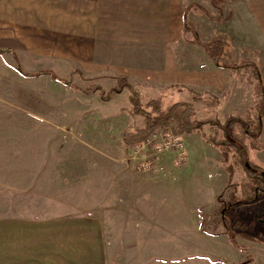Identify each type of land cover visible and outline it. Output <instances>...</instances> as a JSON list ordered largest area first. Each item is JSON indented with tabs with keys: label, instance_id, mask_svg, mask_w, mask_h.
I'll return each mask as SVG.
<instances>
[{
	"label": "rangeland",
	"instance_id": "374dc122",
	"mask_svg": "<svg viewBox=\"0 0 264 264\" xmlns=\"http://www.w3.org/2000/svg\"><path fill=\"white\" fill-rule=\"evenodd\" d=\"M84 2L76 0L74 4L78 6L75 9L77 20L71 34L67 28L60 27L56 37L51 38L53 42L44 36L45 31L37 30L35 25L41 22L30 19L31 10L27 13L28 19L24 20L30 24L24 35L17 37L16 44L10 42L12 34L5 30L4 20L0 18V49L6 50L11 46L15 50L12 49L14 53L3 51L0 54V264H146V260L135 258L132 249L148 242L152 247L160 246L155 242L161 241L132 235V230L125 227L131 220L138 224L137 227L142 222L130 219L128 211L134 205L128 201L116 204L114 194L115 186H120L121 192L123 185L122 194L134 196L141 193L136 189L138 185L148 183H98L102 167L99 159L102 160L104 154L108 165L127 160V168L139 172L135 176L140 178H169L166 182L171 184L163 199L156 200L158 210L162 208L182 219L186 216L184 221L189 225L192 220L188 219V215H195L194 227L198 219L207 233L196 232L200 237L222 235L225 225L220 205L239 201L233 209L224 210L236 231L233 250L240 257V262L249 260L244 264H264V200L254 205L243 203L240 183L246 182L245 172L233 157L224 158L219 147L205 140L206 126L190 134L195 141L190 159L187 151L190 148L188 144V149L185 146L186 137L190 135L178 131L183 136L189 161L187 159L176 166L173 154H169L175 169L169 176L157 172L149 174L151 171L140 172L129 162L131 145L126 147L121 140L122 132L132 125H140L142 120L140 116L132 117L130 114L126 92L113 95L109 101H102L97 94H82L50 74L42 73L51 71L56 78L80 87L93 83L108 89L113 84V75L130 68L132 74L127 76L128 81L147 85L141 87L143 101L161 95L164 108L173 102H190L195 108L194 117L201 120L218 118L223 122L230 115L248 116L255 120L259 106L256 82L248 85L249 75L246 72L235 74L229 71H239L217 66L209 55L198 54L202 50L192 43L197 37L193 31L195 28L199 39H212L214 35L225 44L227 21L235 0L221 2L222 16L217 20H210L198 12L199 17H195L194 24L191 18L181 16L183 29L180 32L184 43L171 44V50L169 43L159 42L161 29L149 27L146 17L154 16V12L140 11L137 27L124 23L121 26L115 19L114 22H105V26L98 23L95 13L90 16V22L83 17L86 14L81 11L86 6ZM210 13L215 14L216 10ZM3 14L0 11V17ZM155 15L156 19L162 18L157 13ZM151 39L157 53L156 62L163 63L164 57L171 51L177 52L179 68L186 69L188 74L185 76L182 73L180 76L184 78H177L178 84L162 86L158 83L160 76L145 73ZM208 46L205 52L211 54L218 51L216 60L221 65L241 62L228 59L225 50L219 52L217 43H214L213 49ZM216 47L218 50H215ZM132 62L143 66L133 71ZM17 64L21 71L40 72L39 76L19 74L15 69ZM165 78L175 80L171 76ZM249 78L252 79L251 76ZM140 80L142 82H135ZM189 91L198 93L201 101L206 100L207 103L193 102ZM210 96L216 105L211 104ZM261 123V131L254 138L240 130H236L235 134L247 147L248 159L257 169L264 171V114ZM159 128L176 129L174 123ZM166 170L169 171V168ZM156 188L155 191L160 190ZM117 194L121 196V193ZM155 199H158L157 196ZM146 201L147 196H143L139 202L143 211L147 209ZM100 204L105 206L100 219L103 235L95 236L91 233L94 222L90 218H99ZM120 206L121 215L114 212ZM254 212L258 214L255 217ZM149 215L154 217L153 213ZM149 221H164V226L169 228L177 227L181 222L175 217L164 220L151 218ZM163 236L170 238L169 233ZM222 248L219 247L220 250ZM165 255L156 256L183 258L179 254ZM201 255L207 258L210 254Z\"/></svg>",
	"mask_w": 264,
	"mask_h": 264
},
{
	"label": "crops",
	"instance_id": "0c3cea01",
	"mask_svg": "<svg viewBox=\"0 0 264 264\" xmlns=\"http://www.w3.org/2000/svg\"><path fill=\"white\" fill-rule=\"evenodd\" d=\"M85 7H82L83 12L86 14L83 15L86 20L90 22V16L95 13V16L98 18V23L105 24L108 21H113L114 19L120 23L122 26L123 23L125 25L135 26L137 27L140 18V11H151L154 12V16H147V20L150 22L149 27L154 29L158 27L161 29L162 37L159 39L160 43H169L170 50L171 46L174 44H179L183 42V36L180 30L183 29V22L181 21V16L191 18L192 22L195 24V17L198 16V12H201V9H208L210 11L214 10L211 6L210 0H84ZM76 0H0V11H3V14L0 18L4 20V28L10 34H12V44H16L17 37H21L24 35V30L30 23L24 22V20L28 19L27 13L29 10L33 12L30 19H35L40 21L41 23L37 26V30L45 31L44 36L49 37L50 39L56 37V31L60 30V27L67 28L71 34L72 29L74 28V22L77 20L75 16V9L78 6H75ZM63 3L67 5H63ZM230 6V4H227ZM231 8V7H230ZM232 14L229 18L228 22V32L226 37V43H221L220 40L216 39L214 35H212V39L208 37L203 41L200 38L203 45L198 44L195 40L192 43L197 44V46L202 50L198 54L209 55L211 59H213L216 55V59H218V51H212L211 54L205 52L204 49H208L209 47L213 49L214 43L219 46L220 51H226V57L228 59H233L237 61H250L258 65L260 75L262 78V83L264 87V0H235L232 4ZM90 15H89V14ZM112 13V15L108 14ZM155 13L162 16L161 19H156ZM205 18V16H204ZM106 22V23H105ZM114 22V21H113ZM91 25V23H89ZM195 33L199 36L197 30H194ZM69 34V33H66ZM153 38V37H152ZM48 40L50 42H53ZM185 41V40H184ZM216 41V42H215ZM44 42L47 40L44 39ZM184 43V42H183ZM149 53L146 55L147 68L146 74L149 76H160L159 84L162 86H167L170 84H178L176 81L177 78H184L180 76L184 73L185 76H188L186 69H180V63H178L177 52L171 51L168 55H166L165 61L163 63L159 62L157 64L156 58L157 53H155V46L153 43V39L150 41ZM172 44V45H171ZM154 46V48H153ZM6 52H11L13 47L8 46ZM14 50V49H13ZM215 50H218L216 47ZM15 51V50H14ZM213 54V55H212ZM181 56L179 55V58ZM162 58V59H164ZM166 58L168 61L166 62ZM133 60H136V57H133ZM168 63V65H166ZM235 63L236 62H230ZM239 63V62H237ZM143 64H138L137 62H132V70L142 67ZM175 67V68H174ZM127 71L118 72L117 74H121L124 76L131 75L130 68ZM134 71V70H133ZM228 71V70H226ZM186 72V73H185ZM231 73L240 74L246 72L248 77V85H254V77L250 73L249 70L245 71H229ZM166 76H171L175 80L172 81L171 78H165ZM128 79V77H127ZM254 79V80H253ZM129 80V79H128ZM246 80H244L245 83ZM135 82H142L135 81ZM188 85V84H184ZM238 85V83L236 84ZM244 87V86H242ZM234 90H237L234 88ZM262 124V123H261ZM190 136L186 137L185 146L187 148V144L190 148L187 150L190 159V152L194 148L193 138ZM171 153H165L162 155L161 167L162 170L155 169L149 174H164L165 176H169L171 171H174V167L171 165L170 155ZM188 159V161H189ZM163 160V161H162ZM121 163H113V165H108L106 154L103 155V159H99V165H102L99 172V181L98 183H148L147 185H138L137 191L141 192L136 195L125 196L122 194L124 190V186H115V203L120 205L123 202L128 201L132 203L133 208L128 211L131 213L130 219L136 218L141 220V227H137L132 223L126 226L131 229L132 235L137 236H146L148 239L156 238L160 239L161 242H155V244H159L160 246L152 247L148 242L147 244L140 245L139 239L138 244L139 248L132 249V254L135 258L139 260H146V264H222L217 262L218 259H221L224 264H239L240 257L237 252L233 250V244L228 240L226 234L224 232L222 235L216 234L213 236H208L206 238L200 237L199 234H207L203 228L201 227L200 221L197 219L196 227L195 225V215L189 214L188 219L190 218L192 222L190 225L184 221L186 216L179 217V215H174L172 212L164 211L162 208L158 210L156 200L163 199V195L166 193V189H168V185L171 183L166 182L169 178H159L156 179L151 176H135V174L139 172H133L130 168H127L129 164L127 160L120 161ZM160 163V161L158 162ZM127 164V165H126ZM169 168V171L166 169ZM171 168V169H170ZM106 186V185H105ZM156 187H159L160 190L155 191ZM106 191H107V187ZM165 189V190H164ZM105 191V200L107 197V193ZM117 193H121V196H118ZM155 193V194H154ZM117 194V195H116ZM143 196H147V201L145 202L147 209L143 211L142 207H140V200ZM157 196L158 199H155ZM100 215L99 218H90L93 223V230L91 233L95 236H102V225H101V212L103 211L104 205L100 204ZM114 212H120L119 214H123L122 206H120L117 210L115 208ZM153 213L154 217L149 214ZM134 214L136 216L134 217ZM127 217V216H126ZM172 217L178 218L181 220L179 226L177 227H165L164 221L162 223L156 222L152 223L149 220L151 218L161 219H171ZM129 218V217H128ZM91 222H89L91 224ZM137 227V229H135ZM169 228V229H168ZM199 232H198V231ZM199 233V234H196ZM170 234V238H164L163 234ZM211 235V234H210ZM188 236L193 237L188 238ZM206 236V235H205ZM151 237V238H150ZM164 244H163V242ZM143 246V247H142ZM219 247H223L221 250ZM199 250V251H198ZM197 252V254L188 253ZM165 253L166 257L174 254H179L183 258H164L163 256L157 257L158 254ZM207 253L209 256L207 258L202 257L201 254ZM151 254H154V257H151ZM153 261V262H152ZM230 262V263H229ZM140 264V263H137ZM244 264V263H242Z\"/></svg>",
	"mask_w": 264,
	"mask_h": 264
},
{
	"label": "trees",
	"instance_id": "16d2710c",
	"mask_svg": "<svg viewBox=\"0 0 264 264\" xmlns=\"http://www.w3.org/2000/svg\"><path fill=\"white\" fill-rule=\"evenodd\" d=\"M222 1L223 0H210L212 8L216 10L215 14H211V11L208 9H201V12L210 20H217L219 16H222ZM195 42L203 45L198 35L195 38ZM1 53H3V51L0 49V54ZM216 55L212 60L217 66L238 71L248 69L250 70L255 79L259 94V106L255 120L250 119L248 116L241 117L238 115H230L223 122H220L218 118H208L201 120L194 117L195 108L190 102H173L164 108L162 105L161 95L149 97L147 100L143 101L141 87H147V85L132 84L128 81L126 76L121 74L113 75L112 86L108 89H105L101 85L93 83L84 87H80L65 79L56 78L51 71H42V73L50 74L54 79L58 80L65 86L71 87L82 94H97L102 101H109L113 95L126 92L129 102L130 114L132 117L140 116L142 119L140 125H132L126 131L121 133L122 143L126 147L130 145L132 146L136 142L145 139L157 128L167 127L172 123L175 124V131H180L181 133L188 135L195 132L196 130H199L203 126H206L207 134L205 135V140L209 144L219 147L224 158L227 159L229 156L233 157L234 161L237 162L244 170L246 182L242 181V183H240L243 187V203L254 205L257 201L264 200V171L257 169L248 159L247 147L235 133L236 130H240L246 136L254 138L255 136L259 135L261 131V118L264 114V87L259 71L260 69L258 65L250 61H241L236 64L229 63L221 65L219 62H217ZM15 60L17 61L16 58ZM15 69L19 74L25 77H36L39 76L40 73H25L24 71L20 70L18 64ZM78 73L80 72L78 71ZM189 92L191 93L193 102H203V104L207 103L206 100L201 101L200 95L198 93L194 91ZM209 100L211 101V104L216 105L215 100L211 96ZM251 176L252 178L249 179ZM236 203H239V201L226 202L225 204L222 203L220 205L224 222L223 224L225 225L224 234H226L229 241L233 245H236L235 241H233V236L236 235V231L232 228V225L228 221L224 210L233 209ZM256 215L258 214L254 212V217ZM262 242L264 243V239H262ZM217 262L224 264L221 259H218ZM245 262H249V260L244 259V262L242 261L240 263Z\"/></svg>",
	"mask_w": 264,
	"mask_h": 264
},
{
	"label": "built area",
	"instance_id": "2783aa9c",
	"mask_svg": "<svg viewBox=\"0 0 264 264\" xmlns=\"http://www.w3.org/2000/svg\"><path fill=\"white\" fill-rule=\"evenodd\" d=\"M128 152L130 164L140 172L162 170L158 160L165 153L173 154L176 166L188 159L182 134L171 128L154 130L145 139L131 146Z\"/></svg>",
	"mask_w": 264,
	"mask_h": 264
}]
</instances>
